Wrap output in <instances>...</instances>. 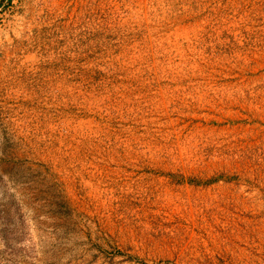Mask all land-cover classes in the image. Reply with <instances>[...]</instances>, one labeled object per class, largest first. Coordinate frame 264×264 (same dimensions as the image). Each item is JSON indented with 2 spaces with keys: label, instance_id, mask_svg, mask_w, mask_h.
<instances>
[{
  "label": "rangeland",
  "instance_id": "obj_1",
  "mask_svg": "<svg viewBox=\"0 0 264 264\" xmlns=\"http://www.w3.org/2000/svg\"><path fill=\"white\" fill-rule=\"evenodd\" d=\"M0 264H264V0H0Z\"/></svg>",
  "mask_w": 264,
  "mask_h": 264
}]
</instances>
